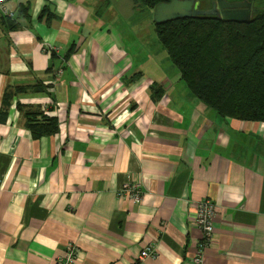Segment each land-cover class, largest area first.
Returning a JSON list of instances; mask_svg holds the SVG:
<instances>
[{
  "label": "crops",
  "instance_id": "0c3cea01",
  "mask_svg": "<svg viewBox=\"0 0 264 264\" xmlns=\"http://www.w3.org/2000/svg\"><path fill=\"white\" fill-rule=\"evenodd\" d=\"M5 7L17 25L0 20V264H56L70 243L77 264H130L149 243L157 257L138 264H191L204 198L215 207L204 264H264V121L195 97L127 10ZM27 110L57 131L34 136ZM125 183L140 201L118 195Z\"/></svg>",
  "mask_w": 264,
  "mask_h": 264
},
{
  "label": "trees",
  "instance_id": "16d2710c",
  "mask_svg": "<svg viewBox=\"0 0 264 264\" xmlns=\"http://www.w3.org/2000/svg\"><path fill=\"white\" fill-rule=\"evenodd\" d=\"M137 1L150 9L172 1H188L191 5L198 1L199 9H210L219 1H246L252 7L264 8V0ZM202 3L210 7L201 8ZM18 11L27 13L24 6ZM16 17L3 14L1 23L15 28ZM154 30L160 45L195 97L222 117L264 121V11L252 13L247 21L216 15L178 17L154 22ZM35 87L41 88L40 85ZM39 114L42 113L26 111L31 133L37 137L55 133L58 129L56 118L42 114L41 120L36 121ZM4 117V113L0 114V119Z\"/></svg>",
  "mask_w": 264,
  "mask_h": 264
},
{
  "label": "built area",
  "instance_id": "2783aa9c",
  "mask_svg": "<svg viewBox=\"0 0 264 264\" xmlns=\"http://www.w3.org/2000/svg\"><path fill=\"white\" fill-rule=\"evenodd\" d=\"M7 0H0V11L4 15L12 16L13 13L10 12L6 7L5 3ZM126 134H131V131L127 129ZM118 195L128 196L129 198L140 201L142 198V190L140 184L138 183H125L118 190ZM197 213L194 219L195 225L197 226L200 236L196 241L194 252L190 257L191 264H204V253L206 248L209 246L214 226H213V215L215 212L214 203L208 199L204 198L196 204ZM158 253L153 243L145 245L139 252V255L135 261L130 264H138L146 258H155ZM78 260V249L76 245L70 243L55 258L56 264H77Z\"/></svg>",
  "mask_w": 264,
  "mask_h": 264
},
{
  "label": "water",
  "instance_id": "95a60500",
  "mask_svg": "<svg viewBox=\"0 0 264 264\" xmlns=\"http://www.w3.org/2000/svg\"><path fill=\"white\" fill-rule=\"evenodd\" d=\"M198 6V1L194 5H191V2L188 3V1H172L165 5H157L153 9V21L159 23L178 17L196 15H216L228 20L247 21L252 13L264 11V8L252 7L251 3L246 1L240 3H222L219 1L218 6L213 3L210 9H199Z\"/></svg>",
  "mask_w": 264,
  "mask_h": 264
},
{
  "label": "rangeland",
  "instance_id": "374dc122",
  "mask_svg": "<svg viewBox=\"0 0 264 264\" xmlns=\"http://www.w3.org/2000/svg\"><path fill=\"white\" fill-rule=\"evenodd\" d=\"M95 5V9L98 11L105 13L106 15H111L121 10L126 13L128 11V15H126V20L128 21L131 29L136 28L137 31H140L144 36V42L147 41V37L156 38V34L154 31V25L150 26L146 25L141 19L142 18H150L153 20V9H150L142 4H140L137 0H89ZM12 4V2H11ZM208 4H201V8H209ZM134 15V16H133ZM2 15H0L1 17ZM1 20V18H0ZM153 33V36H152ZM151 44V39L149 40ZM158 42V40H157ZM152 46V44H151Z\"/></svg>",
  "mask_w": 264,
  "mask_h": 264
},
{
  "label": "flooded vegetation",
  "instance_id": "af4514ba",
  "mask_svg": "<svg viewBox=\"0 0 264 264\" xmlns=\"http://www.w3.org/2000/svg\"><path fill=\"white\" fill-rule=\"evenodd\" d=\"M216 5L218 6V4L216 3ZM223 6V5H222ZM223 7H225V6H223ZM189 8H191V7H189Z\"/></svg>",
  "mask_w": 264,
  "mask_h": 264
}]
</instances>
